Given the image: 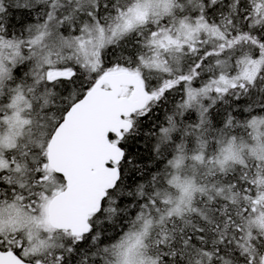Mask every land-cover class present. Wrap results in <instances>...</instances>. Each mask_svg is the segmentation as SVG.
I'll list each match as a JSON object with an SVG mask.
<instances>
[{
	"label": "snow or ice",
	"instance_id": "obj_1",
	"mask_svg": "<svg viewBox=\"0 0 264 264\" xmlns=\"http://www.w3.org/2000/svg\"><path fill=\"white\" fill-rule=\"evenodd\" d=\"M0 264H264V0H0Z\"/></svg>",
	"mask_w": 264,
	"mask_h": 264
}]
</instances>
